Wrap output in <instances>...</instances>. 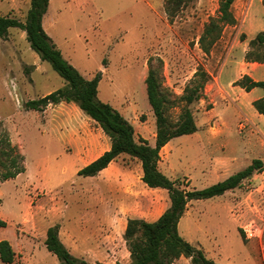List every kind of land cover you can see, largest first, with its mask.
<instances>
[{
  "label": "rangeland",
  "instance_id": "1",
  "mask_svg": "<svg viewBox=\"0 0 264 264\" xmlns=\"http://www.w3.org/2000/svg\"><path fill=\"white\" fill-rule=\"evenodd\" d=\"M167 1L51 0L43 22L83 75L93 78L102 72L99 98L134 125L137 138L153 145L156 117L146 85L151 58L163 59L164 85L178 96L196 72L211 75L203 98L190 106L201 131L173 138L170 168L162 170L187 189H203L257 157L264 161V115L255 108L259 116L240 112L232 100L235 90L228 87L223 96L218 78L235 35L244 29L254 33L249 24L242 27L249 0L235 1L233 11L241 20L225 27L209 53L199 41L206 23L219 14V1L188 0L175 16L168 14ZM30 7L31 0H0V15L25 21ZM248 15L264 23L261 0L252 1ZM236 72L224 71L223 80ZM65 84L31 48L25 31L11 28L8 37H0V146L9 140L25 168L3 180L7 169L0 165V218L7 222L0 226V241L13 245L17 255L12 264H60L45 245L48 228L58 224L61 240L77 257L90 264H131L124 238L128 219H157L170 206L169 191L146 185L140 160L127 154L96 176L78 174L111 147L110 137L74 102L51 103L44 110L26 105ZM180 113V102L169 111L173 121ZM207 133L224 145L217 154L235 156L221 166L228 175L220 180L202 177L195 169V143ZM188 208L179 232L209 258L221 264H264V234L248 242L240 233L250 224L259 227L258 234L264 231V169L224 195L192 200ZM0 264L6 263L0 258ZM176 264L192 262L183 256Z\"/></svg>",
  "mask_w": 264,
  "mask_h": 264
},
{
  "label": "trees",
  "instance_id": "2",
  "mask_svg": "<svg viewBox=\"0 0 264 264\" xmlns=\"http://www.w3.org/2000/svg\"><path fill=\"white\" fill-rule=\"evenodd\" d=\"M51 0H31V7L25 21L15 17L0 15V37H8L11 28L26 32L31 48L43 61L51 63L66 84L40 98L30 100L27 107L44 110L49 104L74 102L93 119L111 139V147L78 172L80 176H96L109 167L121 155L127 154L140 160L143 169L142 180L150 188L166 189L170 194V206L155 220L129 218L124 238L130 252L131 264H173L177 259L186 256L192 264H221L206 256L205 251L185 239L179 232V223L185 215L189 202L208 199L225 194L241 186L243 181L251 178L256 172H262L264 161L256 158L246 168L232 174L203 189H187L179 179H171L159 167L161 150L173 138L194 134L199 126L192 112L191 105L204 96L207 83L212 80L204 70L196 72L194 79L185 88L182 96L175 95L164 85V61L158 58L149 61V72L146 77L147 94L156 117V143L151 144L144 137H136L134 125L113 105L99 98V84L102 72L93 78L83 75L62 53L53 38L44 27V17L48 12ZM188 0H168L166 9L170 16H175ZM219 14L206 23L200 37L202 49L209 53L221 39L226 26L236 25L238 19L233 11L236 0H218ZM264 5V0H262ZM242 40L246 39L243 33ZM247 62L264 63V31H260L249 40L245 54ZM246 91L255 87L264 89V80H255L245 74L235 83ZM181 113L173 121L169 111L178 103ZM255 109L264 115V96L253 102ZM15 147L9 140L0 146V165L7 170L1 175L3 180L17 177L25 168L19 165L18 156L14 155ZM7 222L0 218V226ZM60 227L53 225L47 230L45 245L60 260V264H90L83 258L74 255L60 238ZM244 240L248 241L244 231ZM16 251L8 240L0 241V258L6 264L16 259Z\"/></svg>",
  "mask_w": 264,
  "mask_h": 264
},
{
  "label": "crops",
  "instance_id": "3",
  "mask_svg": "<svg viewBox=\"0 0 264 264\" xmlns=\"http://www.w3.org/2000/svg\"><path fill=\"white\" fill-rule=\"evenodd\" d=\"M252 1L253 0H249V2H248V7L246 10L245 17L242 18V21H243L242 27L246 28V25L249 24L250 27H253L254 33L249 34L244 29V34L246 35L245 40L241 39V34H243V33L239 32L235 35V37L233 39V43H232L231 48L229 49V52L225 58L222 70H221L218 78H219V82L221 84V93L223 94V96H226V93L228 92L227 91L228 87L235 90V96H232L233 97L232 100L234 102H236L238 110L240 112H242L244 115L252 114L254 116H259L254 111L255 107L253 106V102L264 96V89L261 87H255L250 91H246L244 88L234 84L238 79H240L245 74L250 75L255 80H264V63L247 62L245 60V54L249 48V40L254 38L258 32L264 31V23L258 24L257 20H254V18H250V15H248V9H249L250 5L252 4ZM238 2H240V0H238ZM237 19L240 21L241 17L237 16ZM256 27H261V28H256ZM233 69L237 71L236 74H234V76H232V74H230L228 79L223 80L222 73L226 70H233ZM215 107L213 106L211 108V110L215 111ZM198 126H199L198 131H201L200 130L201 127L199 124H198ZM210 135H211V133H207V134H204L203 136H200V139H198L197 143H195V144H197V146L195 148L196 153H197V156H196L197 160L195 162V164H196L195 169L200 171V175L202 177H206V178L214 179V180H220V179H222V177H224V175H228L226 173H221L222 168L224 166H227L229 163H231L232 160L234 161L235 156L228 155L226 152L225 153L222 152L220 155L217 154L218 153L217 149L220 148L222 151L224 148L223 147L224 145H219L220 142L216 141V139H214V137L212 135L211 136ZM238 143L248 144V142H246V141H240ZM221 144H223V142ZM244 147H245V145H244ZM109 148L110 147L107 146V148H105L95 158L101 156ZM164 149L167 150L166 157H164V155H163ZM170 154H171V150H170V142H169L161 150V160L159 163V167L161 170H168L170 168V164H171ZM165 158H166L165 163H167L166 168L163 167V162H164ZM257 158H261V157H257ZM221 166H223V167H221ZM188 207H190V202H189ZM188 209L189 208H187V211H188ZM248 242H250V241H248ZM127 252L130 253L129 250ZM182 258H183V256L181 258L177 259L173 264H176L178 261L182 260ZM188 259H190V258H188ZM212 259H214V258H212ZM217 262H219V261H217ZM219 263H221V262H219Z\"/></svg>",
  "mask_w": 264,
  "mask_h": 264
},
{
  "label": "built area",
  "instance_id": "4",
  "mask_svg": "<svg viewBox=\"0 0 264 264\" xmlns=\"http://www.w3.org/2000/svg\"><path fill=\"white\" fill-rule=\"evenodd\" d=\"M249 226H252V225L250 224ZM249 226L244 228V232L246 234V238L247 239H251V238L262 239L264 231H260V233L258 234L257 232H258V228L259 227L253 228V227H249ZM263 250H264V244H263Z\"/></svg>",
  "mask_w": 264,
  "mask_h": 264
}]
</instances>
